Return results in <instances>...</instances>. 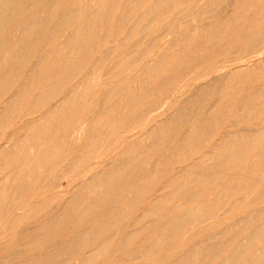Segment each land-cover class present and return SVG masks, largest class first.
<instances>
[{
	"label": "bare ground",
	"instance_id": "6f19581e",
	"mask_svg": "<svg viewBox=\"0 0 264 264\" xmlns=\"http://www.w3.org/2000/svg\"><path fill=\"white\" fill-rule=\"evenodd\" d=\"M132 1L133 0H123L122 1L121 5H122L123 11L127 10V12H129L127 9L128 4H130ZM92 2H94V1H92ZM101 2H102V0H95L96 5H94V3H93V5H91V4H88L87 1H86L87 4H80L79 0H0V128L6 124H13L12 123L13 118H16L19 115V113L21 112V110H23V109L27 115H30L32 112L35 114L36 110H41V112H42V113L40 112L41 114H40L39 119H32V118L30 119V117H32V116H30V117L28 116L29 119L28 118H26L24 120L20 119L21 121H19L17 124H14L15 126L18 127L19 131H22V133H17V131H16V132L9 133L8 135H6V137L4 136L5 142L7 144L8 143H12V144L13 143L14 144L23 143L24 144V143H30V142L32 143L35 141L39 142V143H36V146L30 145L32 147L31 152L27 151L30 153L27 154V152H26L27 156L25 155V157H22L19 161H17V163H14L15 166H14L13 170L11 172L6 173V174H2V171L4 170L3 167L11 165V163L13 162V160L16 157L15 154H18L19 152L16 153L13 151L15 149H13L12 151L14 153H11L12 151L6 150L7 147L5 145H7V144H5L4 146L0 145V157H1L0 158V163H1L0 164V175L1 174L3 175V177L0 176V211H2V210H7V211L13 210L16 207V204L20 201V199L24 195H26L25 191L28 192L27 188L29 186V183H26L24 181V177L29 176L30 178L32 177L33 179H37L39 176L35 173L34 167L38 166L40 168L41 166H44V165L49 163V160H50V154H48L49 151L46 153V151H44V150H48L46 147L50 143H46L48 138L44 139L41 137L42 131L47 130V129H51L49 127H53V126L58 128V129H61V127L62 128L66 127L65 122L62 120L63 116H66L68 114L69 117L71 119H73L76 115V112H77V111H75V108L78 105V103L81 101L89 100L91 98V96H93L95 93H99V100H101V99L104 100L109 96L108 87H106L102 83L100 84V82H99L101 76L98 73L97 68H98L99 64L102 61H104L107 56H109L111 54V50L109 53L108 52L101 53L95 59L93 64L90 65V67H88V65H87L88 55L86 54V51L88 49H94L93 48L94 44H95L94 43L95 42L94 36L97 34V28L100 25L99 19H101V18H99V14H98V12H99L98 6H99V4H101ZM110 2L112 5L113 0ZM209 2H210V4H216L219 1L218 0H210ZM239 2H241V1H239ZM132 3H134V2H132ZM139 3L140 2H138V4ZM165 4H167V0H155L153 2V4L150 5L149 7L146 4L147 9L141 15L139 14L140 18L138 20L135 19V21L132 20L134 23L132 24L129 33H133V31H135L137 29H142L143 32L148 30L152 13H154L155 11L160 9L161 7L165 6ZM170 6H172V5H170ZM170 6H168V7H170ZM138 7H139V5H138ZM57 10H59L61 12L60 13L57 12L58 13L57 14L56 13ZM203 11H204V9H203ZM215 14H217V13H215ZM109 15L110 14L107 13L106 22H105V20L103 21V22H105V23H103L104 26L108 25L107 19L109 18ZM114 15H116V14H114ZM200 16H202V15H200ZM124 17L125 16L122 13L121 16L117 17L118 18L117 22L123 21ZM131 17H133V16H130V18ZM231 18H233V17H231ZM231 18H229V20ZM238 18H239V14H238ZM253 18H252L251 22L248 21L250 23L247 25L246 28L243 26L244 27L242 29V30H244L243 34L247 35V33H249L250 31H252L254 29V24H255L254 21L255 20H253ZM143 21H147V23L142 24ZM263 21H264V19H263ZM257 22H258V19H257ZM204 23H207V21H205ZM161 24L162 23H160V25ZM225 24L226 23H224L223 25L225 26ZM235 24H237V22ZM116 25L118 26L119 23H116ZM243 25H244V23H243ZM259 25L261 27L263 25V23H262V25L261 24H259ZM196 26H198V25H196ZM208 26L209 25L207 24V26L204 25L202 27H199V26L198 27H199V30H202V29L206 30ZM210 26L213 27V25H210ZM191 27H192V25H191ZM260 27H258V28L255 27V28L259 29ZM234 28H235V26H234ZM107 29H109V28L107 27ZM260 30H263V29H260ZM188 31H189V29H188ZM243 34L241 33V36ZM246 35H244V36H246ZM174 36H176V35L174 34L173 37ZM189 36H191V35H189ZM238 36H240V35H238ZM260 37H258V38H260ZM122 39H124V38H122ZM130 39H132V38H130ZM237 39H239V38H237ZM175 40H177V37ZM226 40H227V38H226ZM228 40H230V39H228ZM96 41H97V39H96ZM238 41H237V43H238ZM257 41H259V40H257ZM260 42L263 43V39ZM142 43H143V41H142ZM150 43L151 42H149V45H150ZM213 43H215V42H213ZM222 43H223V41H222ZM254 43H258V42L254 41ZM121 44H123V41L119 42V45H121ZM102 45L104 47V44H102ZM115 45H117V44H115ZM171 45H174V44H170V46ZM218 45H219V43H218ZM47 46H49L50 48H49V51L46 52L45 49ZM210 46H212V45H210ZM220 47H222V46H220ZM236 47H237V45H236ZM148 48H150V47H148ZM242 48H243V46H242ZM238 49H239V47H238ZM104 50H106V49H104ZM107 50H109V49H107ZM239 50H241V49H239ZM144 51H146V50L144 49ZM210 51H212V50H210ZM254 52L256 53V51H254ZM107 54H109V55H107ZM204 55H206V54H204ZM256 55H258V54H256ZM133 57H135V56H133ZM190 57H192V56H190ZM160 58H158V59H160ZM120 60H122V59H120ZM150 61H153V60H150ZM240 61L241 60L238 59V62H240ZM156 62L157 61L155 60V63ZM248 62H250V60ZM259 62L261 63V61H259ZM151 64L148 66L146 64V66H147L146 71L149 72V70L156 68L157 65H155L154 63L152 65ZM238 65H239V63H238ZM253 66H254V64H253ZM101 68L102 67H100V69ZM217 68H219V67H217ZM247 68L248 69H240L239 68L235 71L232 70V72L228 76L226 75V73H224L223 74L224 77H225V75L227 76L224 82L220 79H215V78H218V76L216 75V77L214 76L215 77L214 79H211L212 80L211 82H207L206 86L205 85L199 86V88L194 87L195 89L193 88V90H189L190 92L188 93V96L182 100V103H180L179 106H175V105L173 106L172 102H171L172 105L170 104L171 106L169 104H168L169 107H168V105L166 106L169 108V113H167L168 115L166 116V118L163 121H160L156 125H155L156 119L159 117L162 118V116H163L162 114H164V113L161 111L162 113H157V114H153L151 116H147L145 118V120H146L145 124H147V126L149 125V129L145 132L144 136L146 138L150 139L151 143L150 142L149 143H143V141L145 140L143 137H141V138L139 137L136 141L134 140L132 143H122V141H121L120 144H116V146H113V148H118V153L116 155L114 154L115 156H114V159L112 161H110L107 164H103L102 162L101 163L100 162H96V163L94 162L95 164L90 163L91 165L87 164L88 168L83 169L81 171V173H83V175L81 176L82 177L81 181H79L78 183H76L74 185L72 184V182L73 181L75 182L76 178H73V179H75L73 181L67 180L66 183H61V180H62V178L60 179L61 176L60 177L56 176L55 178L51 179L47 184L44 185L43 188L45 190H47V191L49 190L52 192V190L55 187L58 188V185H55V182L60 181L59 187H61L63 189V192L64 191L67 193L69 192V194H72V196H69L68 198L60 197L57 200L55 197L54 198H48V199L43 197V199L39 202V205H38V208L36 209V212L34 211L33 213H27V212L23 211L22 208H19L18 211H16L17 213L15 214V217L13 219V227H16L20 222H22V219H28V220L31 219V220H29L30 221L29 223L26 222V223H28V225L27 224L24 225L25 223L23 224L24 225L23 227H21L19 225L20 226V228L18 229L19 231L14 232V233H16L15 237L18 240L22 239V241H23V239H28V241L25 240L27 242L24 243L25 245H23L24 249L13 250V248H12V249L7 250V248L10 246L12 241L11 240H5L3 242V244L0 245V253L1 254L6 253L5 257H2V259H0L1 264H3V262H6V261L12 263V260L15 258H19L20 260H18V261L15 260V262L12 264H69V263L71 264V262L74 259H77L79 256H80V259H79L77 264H93V262L96 259H98L99 256L101 257V253L107 251V249L109 247V243L112 241V239L115 237V235L118 234L116 227L118 226V224H120V222L122 220H123V222L125 221V217H126L127 212L132 211L131 209L140 200V197H142L147 191H149L151 189V187H152L151 183L156 178L160 177L161 175H163L165 173V171L167 170L168 165L170 163L177 162L178 158L185 154L183 148L180 149L179 146L177 148V145H179L180 143L184 144V141H186L188 139L190 133H200V134H202V136H201L202 138L203 137L207 138L210 134L211 135L214 134L217 131V129L220 128V127L218 128V126L222 122L221 119L224 115V113L222 111L224 102L222 103L220 101V99H221V97H223L222 95L225 94L226 89H228V87L231 86L232 84L234 85V83L237 84V82H240L241 75H245V76L251 75V76H255V78H256V76L259 75L261 70L264 69V63L261 65L255 66V68L254 67L253 68L247 67ZM138 70L139 69H137V71ZM219 70L220 69H218V71ZM214 72H215V68H214ZM214 72L212 71V73H214ZM151 73H153V72H151ZM144 75H145V72H144ZM138 76L141 77V72L136 73V75L134 77L136 78ZM222 76H220V77H222ZM259 76L261 77V75H259ZM211 77H213V76H211ZM262 77H264V76H262ZM125 78L126 77H124L123 79H125ZM245 79H247V78H245ZM140 80H142V79H140ZM72 82L74 83L73 86H71L69 88L65 87L67 84H70ZM222 83H224V85L221 86ZM240 83L242 85L243 82H240ZM244 83H245V81H244ZM254 83H255V81H254ZM202 84H204V83H202ZM237 85L239 86V84H237ZM136 86H137V84H136ZM143 86L145 87V85H143ZM149 86H151V85H149ZM190 86H191V84H190ZM232 86L230 88H232ZM126 87H127V85H126ZM126 87L121 86V88L119 87L118 89H116L111 94L110 106L113 107L114 109H116L117 111L123 109L124 106L126 105V103L129 104V102H130V106L132 108L135 107V105H136L135 99H132V97H130L129 89H127ZM240 87L242 88V86H239V88ZM137 89H138V87H137ZM244 89H245V87H244ZM250 89H251V87H250ZM257 90H259V92H253L247 96H242L241 104L238 105L237 109H235V111L237 110V112L241 111L242 114L239 116H236V117L232 116V118L234 117L235 119L232 120V118H231V121L229 123H227L226 126L224 125L225 127L223 129L218 130L219 133L218 132H217L218 134L216 133L217 134V140L216 139H215L216 141L213 140L215 142H213L211 140L213 142V145H211L212 146L211 149L203 154V160H202L203 164L202 165H199V164L193 165L195 163L194 162L193 164L184 167L180 172L177 173V175H175L176 179H186L185 181H187V182L185 184L183 182L182 185H179L175 189L173 188V190L171 189L172 191H170V192L169 191L163 192L168 187L169 183L164 184L163 187H160L161 188L159 190L160 195L156 199H154L150 202V204H151L150 208L149 209L147 208V210L145 209V211L141 215L134 218L133 225H137L139 222L142 221L143 222L142 230H148V231H150V232H148L150 234H147L145 237H143L144 239H142V244L139 245L138 248L130 250L131 252L139 255V252H141V249L146 244V241H148V243L151 245V247L155 248L157 245H160V244L166 242V240H168L170 235L173 234V231L175 232L177 229L180 230V228H182L181 226L183 224L185 225V223L187 224L188 222L190 224L191 223L190 221L193 220V218L195 219V216H194L195 210L192 208L188 209V210L184 209L185 211L183 213H174L173 211L176 210L179 207V205L174 206L172 204L173 207H169L168 200L171 196H177V195H181L184 193H188V195L190 197L185 201H190V200H192V197L204 195V193H206L208 190L212 189L211 183H214L215 180L220 179L221 177L225 178V176H226V186L228 185L231 187L234 185L235 179H237L236 174L238 173L237 170H233L232 166H234V164H236V163L243 162L245 159L248 158L250 153L255 152L256 154H259L263 151L262 149L264 148V130L260 131L256 128H247V127L241 126L245 122V120L249 118V116H251V118H252L257 113V112H254L253 114L251 113V109H252L251 100L254 101L253 99L255 97H257L262 102V103L261 102H258V103H260V104L264 103V100L261 98L260 89H257ZM160 91L163 93L164 92L166 93L167 90L161 89ZM236 91H237V89H236ZM242 91H241V93H242ZM263 91H264V86H263ZM153 92H155V90ZM261 92H262V90H261ZM151 94H152V92H151ZM160 94H162V93H160ZM174 94H175V92H174ZM235 94H237V93H235ZM235 94L233 93V95H235ZM178 95H179V93H178ZM230 96H232V95H230ZM262 96L264 97L263 94H262ZM167 97H169V96H167ZM232 98H234V97H232ZM146 99H148V98L144 99L145 102H146ZM54 100H56L55 104H51V105H48L47 107H44L47 104L52 103ZM91 100H92V98H91ZM150 100H151V98H150ZM156 101H157V97H155L151 101L147 102L145 107L143 106L144 109L142 110V113L140 112V114H137L133 118L134 119L133 121L139 122V120L141 119V117L144 114H146V113L148 114L152 110V106ZM229 103H230V101H229ZM256 104L257 103H255V105ZM107 107H106V109H107ZM143 107L141 106V108H143ZM125 108H124V111H125ZM235 111L233 112V114L235 113ZM107 113H108V115L110 114V112H107ZM115 113H117V112H115ZM89 114H90V112H89ZM101 114H102V112H101ZM27 115H25V116H27ZM102 115H104V114H102ZM102 115H100V116H102ZM131 115H133V114H131ZM34 116H36V115H34ZM91 116H89V117H91ZM79 118H80V116H79ZM99 118H103V116L99 117ZM128 118H130V116ZM105 120H101L100 122H96L95 125H91L90 123H88L86 126H83L79 129H77L72 135L73 140H72V143H70V145L72 146L75 141H77L78 139H81L86 130L88 132L84 136V139L83 140L81 139L83 141V143H81V145L82 144L87 145L86 142L91 143V141L95 140V139H98V141L100 140L101 142L103 140H105V138H106L105 136H108L104 133V125L107 124V122L106 123L104 122ZM157 121H158V119H157ZM246 122H247V120H246ZM261 123H264V121L261 122V120H260L259 122H256L255 126H257L259 128ZM123 125H124V122H123ZM114 126H115V124H114ZM126 126H128V125H126ZM250 126H251V122H250ZM17 127H16V129H17ZM128 127H130V126H128ZM126 128H125V130H126ZM68 130H69V128H68ZM106 130H109V129L106 128ZM61 131H62V129H61ZM50 133H52V131ZM108 133H110V132H108ZM119 133H121V131ZM0 134H1V131H0ZM110 135H111V133H110ZM45 136H46V134H45ZM48 136H49V134H48ZM53 136L54 135H52L50 137H53ZM0 139H2V138H0ZM62 139H64V138H62ZM171 141H175L174 143H176V145L173 147H169L170 146L169 142H171ZM95 143H96V141H95ZM114 143H116V141ZM190 143H192V142H190ZM94 145H96V144H94ZM180 145H182V144H180ZM19 147L20 146H18V148ZM25 147H27V146H25ZM158 147H167V149L162 154L158 155V153H159L158 152L157 153L158 156H153V154H152L153 151ZM85 148H86V150H84V148L82 150L78 149L79 151L77 153H75L74 157L70 160V163H67V164L64 163L66 165H64L62 163L64 165V167L62 168V172L60 171L59 173L68 174L70 172H74V170L77 168L78 165L89 162L88 161L89 157L91 156V154L93 152L89 150V148L91 149V146L85 147ZM27 149H25V150H27ZM87 149L89 151H87ZM29 150H30V148H29ZM109 151L113 152V149L111 148V150L110 149L107 150V152H109ZM189 152H191V151H189ZM92 155H95V154H92ZM68 156H69V154L67 153L62 158L61 162L68 160ZM197 162H199V161H197ZM129 167H132V169H133L132 174L128 170ZM252 167H254V165ZM249 168H250V166H249ZM42 169H44V167L41 168L40 170H42ZM227 170L229 173L227 172ZM248 170H251V169H242L241 171L246 173V172H248ZM3 173H4V171H3ZM249 173L250 172H248V174ZM257 175L259 176L260 174H257ZM64 176L66 177V175H64ZM262 176H264V175H262ZM5 177H9L10 180L9 181H7V179L5 180ZM173 177H174V175H173ZM32 178H31V181H32ZM39 178H41V177H39ZM58 178L60 180L57 181ZM163 179H165V178H163ZM170 179H172V177ZM240 179H241V177H240ZM252 179H254V177ZM167 180L169 181V179H167ZM258 180H260V179H258ZM34 182L35 181H33L32 183H34ZM169 182H172V181H169ZM252 182L253 181H251V184H252ZM221 184H223V183H221ZM242 184H243V182H242ZM247 185H246V187H247ZM217 187L219 188V186H217ZM43 188H42V190H43ZM234 190H235V188H234ZM253 191H254V189H253ZM213 192H214V190H213ZM216 192H217V190H216ZM45 193H47V192H45ZM244 193H245V191H244ZM50 194H52V193H50ZM157 194H154V195H157ZM220 194H221V192H220ZM220 194H218V195H220ZM242 194H243V191H242ZM246 194H248V192ZM249 194H251V193H249ZM254 197H251V198H254ZM204 199H206V198H204ZM210 199L212 201V198H210ZM231 200H233V199H231ZM254 201H256V200H254ZM203 202H206V200L205 201L203 200ZM184 203L187 204L186 202H184ZM241 203H242V201H241ZM219 204H221V203H219ZM223 204H225V203H223ZM244 205H245V203H244ZM204 206H206V205H204ZM196 207L198 209L197 205H196ZM262 207H263V205H262ZM135 208H137V207H135ZM216 208H217V205H216ZM262 209H264V207ZM169 210H170L171 214L169 216H164L163 212L169 211ZM203 210H204V207H203ZM0 215H1V213H0ZM12 217H13V215L11 216V218ZM216 217H217V215H216ZM206 220H207V218H206ZM209 220H211V219H209ZM228 220H230V219H228ZM221 221H222V219H221ZM129 222H130V220H129ZM215 222H217V220ZM262 222H264V210H261V209L259 211L257 210L256 213L254 212L253 215L249 214V216L247 215L246 217L241 216V218L239 220H237L236 222H233L234 224H231V225L229 224L230 226L227 225L228 227L225 230L223 229L222 231H218L216 233H212V235H209L210 238H215V239L219 238V240H216L217 242H214L213 244L209 242L211 244V245H209L207 240H206L208 245H205L204 242H203L204 245H201V243L198 244L196 242V239H195L194 243H197V244L190 245L188 248L178 252L177 254H174L173 257L167 258V259L164 258L163 260L160 261V263L159 262L158 263L159 264H196L195 263L196 261L193 262L194 260L193 261L191 260V258H192L191 256H193V254H195V253L196 254L199 253L200 254V256H199L200 257L199 258L200 264H201V261H202V264H224L221 261L215 262V260H218L219 258H221V259L225 258L224 252L227 249L230 251L231 255H236L240 250V245L236 243L237 238H239V237L243 238L244 242H245L244 244L249 246L250 243L257 241V240L264 237V223H262ZM87 223H88V225L85 227L84 225ZM189 224H187V225H189ZM237 225H240V227L243 225V228L242 229L240 228L241 230H238L237 228H235ZM10 226H8V227H10ZM129 228L131 229V227H129ZM124 229L125 228H123V230ZM74 230L77 232H75L74 234H71L74 232ZM5 231H6V229L3 230L2 232L5 233ZM139 232L140 231H138L134 234V238H136L135 236L138 235ZM151 235H157V236H160V238L158 240H154L151 237ZM5 236H3V237H5ZM59 236H63V237L67 236V238L64 237L65 238L64 240L56 241L57 237H59ZM125 236H127V235H125ZM220 238H226V239L225 240L223 239L224 241L223 240L220 241ZM0 239H2V238H0ZM163 239H165V240H163ZM129 240H130V237H127L126 239H124V241L120 240L123 243H121L120 246L117 247L115 250L118 253L122 252L125 249L124 245L127 244L129 242ZM240 240H238V241L240 242ZM202 241H204V239ZM202 241H200V242H202ZM118 242H119V240H118ZM241 244H242V242H241ZM244 244H242V245H244ZM262 244L264 245V243H262ZM89 245H91V246L89 247ZM142 245H143V247H142ZM253 246H254V244H253ZM13 247L15 249L17 248L16 246H13ZM21 247H22V245H21ZM87 247H88V249L86 251H84ZM127 247H128V245H127ZM146 247H147V244H146ZM261 249H262V247H258V250H261ZM28 251L31 253L27 254ZM261 252H262V250H261ZM118 253L116 255L117 257H118ZM122 253H124V252H122ZM119 254H121V253H119ZM142 254L143 253H141V255ZM138 255H137L136 259L138 258ZM152 256L153 255H151V257ZM263 258H261V259H263ZM5 259H6V261H4ZM121 260H122V258H121ZM126 261H127V259H126ZM222 261H224V260H222ZM120 262L121 261H119V263ZM141 263H142V260H141ZM257 264H259V263H257Z\"/></svg>",
	"mask_w": 264,
	"mask_h": 264
},
{
	"label": "rangeland",
	"instance_id": "374dc122",
	"mask_svg": "<svg viewBox=\"0 0 264 264\" xmlns=\"http://www.w3.org/2000/svg\"><path fill=\"white\" fill-rule=\"evenodd\" d=\"M86 1L88 4L93 5V3H94V5H96L95 0H79L80 4H87ZM92 1H94V2H92ZM110 1H112V0H110ZM110 1L109 0H102L101 4H99V6H98L99 7L98 14H99V18H101V19H99L100 25L97 28V34L94 36V41H95L94 42L95 44L93 47L94 49H88L86 51V54L88 55L87 65H88V67H90V65L93 64L95 59L101 53H105V52L109 53L111 50V54L110 55L107 54L109 56H107L106 59L104 61H102L97 68V71L101 76L99 82H100V84L102 83L103 85L108 87L109 96L104 100H102V99L99 100V93H95L93 96H91L92 100L90 98L89 100L79 102L80 104L78 103V105L75 108V111H77L78 113L76 112V115L73 119H71L68 114L66 115L67 117L63 116L62 120L65 122L66 127H63V128L61 127L62 131H61V129H58L54 126L49 127L51 129H47L48 131L47 130L42 131L41 137L44 139L48 138L46 143H50L46 147L48 150H44V151H46V153L49 151V153H48V154H50L49 163L44 165V166H41L40 168L38 166L34 167L35 173L41 178L38 177L37 179H33L31 177L32 178V181H31V178L29 176L24 177V181L26 183H29V186L27 188L28 192L25 191L26 195H24L20 199V201L16 204V207L13 210H11V211H7V210L0 211V213H1V215H0V223H1L0 224V238H2V239H0V245L3 244V242L5 240H11L12 241L10 246L7 248V250L12 249V248H13V250L24 249L23 245H25L24 243H26L28 241V239H23V241H22V239L18 240L15 237L16 233H14V232H18L19 231L18 229L20 228V226L23 227L26 224L28 225V223L30 222L29 220H31V219H29V220L28 219H22V222H20L16 226L17 228L13 227V219L15 217V214L17 213L16 211H18L19 208H22V210L27 212V213H33L34 211L36 212V209L38 208L39 202L43 199V197H45L47 199L55 197L57 200L60 197L68 198L69 196H72V194H69V192L68 193L65 191L63 192V189L61 187H59L60 181H58V180H60L62 178L61 183H66L67 180L73 181V180H75L73 178H76L75 182L73 181L72 184L74 185V184L78 183L82 179L81 176L83 175V173H81V171L83 169L88 168L87 164L91 165V164H95L96 162H100V163L102 162L103 164H107L110 161H112L114 159V156L118 153V148H113V146H116V144H120L121 141H122V143H132L134 140L136 141L139 137L140 138L143 137L145 139L143 141V143H149V142L151 143V140L144 136L145 132L149 129V125L147 126V124H145V121H146L145 118L147 116H151L153 114L163 112L164 113V114H162L163 116L161 115L162 118L161 117L157 118L158 121L156 119V121H155V125H156L160 121H163L166 118V116L168 115L167 114V113H169L168 107L171 104V102H172L173 106L174 105L179 106L180 103H182V100L188 96V93L190 92L189 90H193L194 87L199 88V86H203V85L206 86L207 82H211L212 81L211 79H214L216 77V75L218 76V78H215V79H220L224 82L226 77L232 72V70L235 71L239 68L240 69H248L247 67H251V68L254 67L255 68V66L261 65L264 63V32H263L264 31V21H263V19H264V0H218L219 2H217L216 4H210V2H209L210 0H186V1L185 0H167V4H165V6L161 7L160 9H158L157 11L152 13L148 30L143 32L142 29H137V30L133 31V33H129L130 28H131L132 24L134 23L132 20H134V21H135V19L138 20L140 18L139 14L141 15L142 13H144L145 10L147 9V6L149 7L150 5H152L155 0H143V1L142 0H133L132 2H134V3L131 2L130 4H128L127 9L129 12H127V10L123 11L122 5H121L123 0H113L112 5H111ZM239 1H241V2H239ZM138 2H140L142 5L140 3L138 4ZM146 4H147V6H146ZM138 5H139V7H138ZM170 5H172V6H170ZM168 6H170V7H168ZM203 9H204V11H203ZM57 12L60 13L61 11L57 10L56 13ZM107 13L110 14L109 18L107 19L108 25L104 26L103 23L106 22ZM122 13L125 16L123 18V21L117 22V19H118L117 17L121 16ZM215 13H217V14H215ZM114 14H116V15H114ZM238 14H239V18H238ZM200 15H202V16H200ZM130 16H133V17L130 18ZM135 16L136 17L138 16V17L136 18ZM231 17H233V18H231ZM229 18H231V19L229 20ZM252 18H253V20H255L254 21L255 22L254 29L252 31H250L249 33H247V35L243 34L244 30H242V29L244 27L245 28L247 27V25L251 22ZM257 19H258V22L260 21L259 23L257 22ZM104 20H105V22H103ZM205 21H207V23H204ZM248 21H250V22H248ZM236 22H237V24H235ZM116 23H119V25L117 26ZM146 23H147V21L142 22V24H146ZM160 23H162V24L160 25ZM224 23H226L228 26L226 24L224 26L223 25ZM243 23H244V25H243ZM262 23H263V25H262ZM207 24L209 26L207 27L206 30L205 29L199 30V27H202L204 25L207 26ZM259 24L262 25L261 26L262 28L260 27ZM191 25H192V27H191ZM196 25H198L199 27ZM210 25H213V27ZM234 26L236 29L234 28ZM107 27L109 29H107ZM255 27L256 28L260 27V28L256 29ZM188 29H189V31H188ZM260 29H263V30H260ZM241 33L243 34L242 36H241ZM174 34L176 36L173 37ZM189 35H191V36H189ZM238 35H240V36H238ZM244 35H246V36H244ZM176 37H177V40H175ZM258 37H260V38H258ZM122 38H124V39H122ZM130 38H132V39H130ZM226 38H227V40H226ZM237 38H239V39H237ZM96 39H97V41H96ZM228 39H230V40H228ZM262 39H263V43L260 42V41H262ZM257 40H259V41H257ZM122 41H123V44L119 45V42H122ZM142 41H143V43H142ZM222 41L224 44L222 43ZM237 41L239 44L237 43ZM254 41L258 42L259 44L254 43ZM149 42H151L150 45H149ZM213 42H215V43H213ZM218 43H219V45H218ZM102 44H104V47ZM115 44H117V45H115ZM170 44H174V45L170 46ZM210 45H212V46H210ZM236 45H237V47H236ZM220 46H222V47H220ZM242 46H243V48H242ZM148 47H150L151 49ZM238 47L241 50H239ZM49 48H50L49 46L46 47V49H45L46 52L49 51ZM143 48L147 52L144 51ZM104 49H106V50L109 49V50L106 51ZM210 50H212V51H210ZM253 50L256 51V53ZM204 54H206V55H204ZM256 54H258V55H256ZM133 56H135V57H133ZM190 56H192V57H190ZM158 58H160V59H158ZM120 59H122V60H120ZM238 59H240L241 61L238 62ZM150 60H153V61H150ZM155 60L157 61L156 63H155ZM247 60L248 61L250 60V62H248ZM259 61H261V63ZM151 63L152 64L154 63L157 66L155 69L149 70V72H148V71H146V69H147V66L150 65ZM238 63H239V65H238ZM146 64H147V66H146ZM253 64H254V66H253ZM100 67H102V68L100 69ZM217 67H219V68H217ZM214 68H215V72H214ZM137 69H139L138 70L139 72L137 71ZM218 69H220V70L218 71ZM212 71L214 73H212ZM140 72H141V77L138 76L135 78L134 76L136 75V73H140ZM144 72H145V75H144ZM151 72H153V73H151ZM224 73H226L227 76L225 75V77H224V75H223ZM259 75H261V77L264 76V69L261 70ZM259 75L256 76V78H255V76H251V75H246V76L241 75L240 82H243L242 85L240 82H237V84H239V86H242V88L240 87L241 89L235 83H234V85L232 84L233 86L231 85L232 88H230L231 86H229L228 89H226L225 94H223L222 95L223 97H221V99H220V101L222 103L224 102L223 103L224 109L222 108L224 115L221 119L222 122L218 126V128L219 127L220 128L217 129V131L214 134H212V135L210 134L207 138L206 137L202 138L201 137L202 134H200V133H190L188 139L186 141H184V144L180 143L182 145H180V144L177 145V148H178V146L180 149L183 148L185 154L183 156H180L178 158L177 162L170 163L168 165V168L165 171V173L163 175H161L160 177L156 178L151 183V186H152L151 189L149 191H147L142 197H140V200L131 209L132 211L127 212L126 217H125V221L123 222V220H122L120 222V224H118V226L116 227L118 234L115 235V237L109 243V247H108L107 251L101 253V257L99 256V258L96 259L93 262V264H157L158 262L160 263V261L163 260L164 258L167 259V258L173 257L174 254H177L178 252L188 248L190 245H194L197 243L198 244L201 243V245H204V243H205V245H208V244L211 245L210 243L213 244L214 242H217L216 240H219V238L218 239L217 238L216 239L210 238L209 235H212V233H216L218 231H222L223 229L225 230L228 226H230L231 224H234L233 222H236L237 220H239L241 218V216L246 217L247 215L249 216V214L253 215L254 212L255 213L257 212V210L258 211L260 209L264 210V209H262L264 207V187H263L264 186V176H262V175H264V148H263L262 149L263 151L261 153H259V154H256L255 152L250 153L248 158L245 159L243 162L236 163V164H234V166H232L233 170H237L238 173L240 172L239 174L238 173L236 174L237 179H235L233 186H231V187L228 185L226 186V176H225V178L221 177L220 179L215 180L214 183H211L212 184L211 190H208L206 193H204V195L192 197V200H190V201H185L190 197L188 195V193H184V194L177 195V196H171L168 200L169 207H173L172 204L174 206L179 205V207L173 211L174 213H183L185 211L184 209L188 210V209L192 208L195 210L194 211L195 219L193 218V220L190 221L192 224L191 223L189 224V222L187 223L189 225H187L186 223H185V225L183 224L181 226L182 228H180V230L177 229L175 231L176 233L173 231V234L170 235V237L168 238V240H166V242H164L160 245H157L155 248L151 247V245L148 243V241H146L147 247H146V244L144 245V247L142 245L143 248L141 249V252H139L140 256L138 254H135V253L130 251V250H133L135 248H138L139 245L142 244V239H144L143 237H145L147 234H150V233H148L150 231L142 230V227H143L142 221L139 222L140 224L138 223L137 225H133V223H134L133 221H134V218L141 215L145 211V209L147 210V208L148 209L150 208V206H151L150 202L152 200L156 199L160 195V192H159V190L161 189L160 187H163L164 184L169 183L168 187L163 192H168V191L170 192L173 190V188L175 189L179 185H182L183 182H184V184L187 182V181H185L186 179H176L175 175H177V173L180 172L184 167L191 165L194 162L195 163L193 165H196V164L202 165L203 164V161H202L203 160V154L206 153L207 151H209L212 147L211 145H213V142H215L217 140V134L219 133L218 130L223 129L226 126V124L231 121L232 116L236 117V116H239L242 114L241 111H238V112H237V110L235 111V109L238 108V105L241 104L242 96H247L253 92H259V90H257V89H260L261 98L264 100V97L262 96V94L264 95V91H263L264 77L261 78ZM211 76H213V77H211ZM220 76H222V77H220ZM124 77H126V78L123 79ZM245 78H247L248 80ZM140 79H142V80H140ZM244 81H245V83H244ZM254 81L256 84L254 83ZM202 83H204V84H202ZM136 84H137V86H136ZM190 84H191V86H190ZM73 85H74V83L72 82L70 84H67L65 87L69 88ZM126 85H127V87H126ZM143 85H145V87ZM149 85H151V86H149ZM222 85H224V83H222L221 86ZM121 86L122 87L124 86L127 89H129L130 97H132V99H135V101H136V105L133 108L130 106V102H129V104L126 103V105L124 106V108L126 107L125 108L126 112L124 111V108L117 111L116 109H114L113 107L110 106L111 94L116 89H118L119 87L121 88ZM137 87H138V89H137ZM244 87H245V89H244ZM250 87H251V89H250ZM153 89L155 90L156 93L153 92L154 91ZM161 89L167 90L166 93L161 92L160 91ZM236 89H237V91H236ZM240 90L241 91L243 90L242 93ZM261 90H262V92H261ZM151 92H152V94H151ZM174 92H175V94H174ZM160 93H162V94H160ZM178 93H179V95H178ZM233 93L234 94L237 93V94L233 95ZM230 95H232V96H230ZM167 96H169V97H167ZM149 97L151 98V100L154 99L155 97H157V101L153 104L152 110L148 114L147 113L144 114L141 117V119L139 120V122L138 121L134 122L133 118L137 114H140V112L142 113V110L144 109L146 103L151 101ZM232 97H234V98H232ZM145 98H148V99H146V102L144 101ZM253 100L255 102L251 100V103H252L251 104V106H252L251 113L252 114L254 112H257V113L254 117H252L253 119L251 118V116H249V118H248L249 120L246 119L247 122L245 120L246 123L244 122L241 126L247 127V128H256L260 131H263L264 130V123H261L262 126L260 125L259 128L257 126H255V123L259 122L260 120H261V122L264 121V111H263L264 110V103L263 104L258 103L261 101L257 97H255ZM141 101L142 102L144 101V102L142 103ZM229 101H230V103H229ZM55 103H56V100H54L50 104H47L44 107H47L48 105L55 104ZM255 103H257V104L255 105ZM167 105H168V107H166ZM141 106L142 107L144 106V107L141 108ZM106 107H107V109H106ZM234 111H235V113L233 114ZM40 112H41V110H36L35 114L32 112L30 115H27L26 112L24 111V109L21 110L19 115L17 117L15 116L16 118H13V121H12L13 124H6L0 128V131H1L0 138H2V139H0V145L4 146L5 144H7L5 142V137L9 133L16 132V131H17V133H22V131H19L18 127L15 126L14 124H17L19 121L24 120L26 118L29 119L30 116H32V117H30V119L31 118L32 119H39L40 114L42 113V112L41 113ZM89 112L92 116L89 114ZM101 112L104 115H102ZM107 112H110V114L108 115ZM115 112H117V113H115ZM131 114H133V115H131ZM25 115H27V116H25ZM34 115H36V116H34ZM88 115L91 117H89ZM100 115H102L103 118H99V117H102ZM79 116H80V118H79ZM127 116L128 117L130 116V118H128ZM233 119H235V118L233 117L232 120ZM101 120H105L104 121L105 123L107 122V124L104 123L105 124L104 125V133L106 135H108V136H105L107 139L105 138V140H103L102 142L100 140L98 141V139H95V140H92L91 143L86 142L87 145L86 144L81 145V143H83L82 140L84 139V136L88 132L86 130L84 132L82 138H81L82 140L78 139L77 140L78 142L75 141L72 146L70 145V143H72V140H73L72 135L77 129H79L83 126H86L88 123H90L91 125H95L96 122H100ZM123 122H124V125H123ZM250 122H251V126H250ZM114 124H115V126H114ZM126 125H128L130 127H128ZM16 127H17V129H16ZM67 127L69 128V130ZM106 128L109 130H106ZM125 128H126V130H125ZM51 131H52V133H50ZM120 131H121V133H119ZM108 132H110L111 135ZM45 134H46V136H45ZM48 134H49V136H48ZM52 135H54V136L50 137ZM62 138H64V139H62ZM211 140L212 141L215 140V141L212 142ZM95 141H96V143H95ZM115 141H116V143H114ZM174 142L175 141L169 142L170 143L169 147L175 146L176 143H174ZM190 142H192V143H190ZM36 143H39V142L35 141L32 143L30 142V143H24V144L23 143H19V144L8 143L9 145L8 144L5 145L7 147V149L5 148L6 150L12 151L13 149H15L13 151L16 153H18V152L19 153L15 154L16 157L13 160V162L11 163V165L3 167L4 173L2 171V174H6L8 172H11L15 166L14 163H17V161H19L22 157H25V155L27 156V154H29L31 152V148H32L31 146H36ZM94 144H96V145H94ZM18 146H20V147L18 148ZM25 146H27V147H25ZM90 146H91V149L89 148V150L92 151L93 152L92 154H95V155L91 154V156L89 157V160H88L89 162L78 165L76 168L77 170L75 169L74 172H70L68 174L59 173L60 171L62 172V168L64 167V165H66L67 163H70V160L74 157L75 153H77L80 149L82 150L83 148H84V150H86L85 147H90ZM29 148H30V150H29ZM111 148L113 149V152H110V151L107 152V150H109V149L111 150ZM25 149H27V150H25ZM166 149H167V147H158L153 151L152 154H153V156H158V155L162 154L163 152H165ZM89 150L87 149V151H89ZM188 150L191 152H189ZM13 151L11 153H14ZM27 151H30V152H27ZM26 152H27V154H26ZM67 153L69 154L68 160L61 162L62 158ZM157 153H158V155H157ZM197 161H199V162H197ZM62 163L63 164L66 163V164L63 165ZM253 165H254V167H252ZM249 166H250V168H249ZM43 167H44V169H42L43 171L40 170ZM242 169H251V170H248V172H250L248 174V172H246V173L242 172L241 171ZM128 170L130 171L131 174L133 173L132 167H129ZM227 172H228V170H227ZM2 174L0 175L1 177H3ZM257 174H260V175L258 176ZM64 175H66V177ZM173 175H174V177H173ZM56 176H59V177L61 176L60 179L59 178L57 179L58 182H55V185H58V188L55 187L52 190V192L49 190H48L49 191L48 192L43 187L45 184H47L51 179L55 178ZM171 177H172V179H170ZM240 177H241V179H240ZM251 177L252 178L254 177V179H252ZM163 178H165V179H163ZM6 179H7V181L10 180L9 177H5V180ZM167 179H169V181H172V182H169ZM258 179H260V180H258ZM33 181H35V182L32 183ZM251 181H253L252 184H251ZM242 182H243V184H242ZM221 183H223V184H221ZM246 185H247V187H246ZM217 186H219V188ZM42 188H43V190H42ZM234 188H235V190H234ZM253 189H254V191H253ZM213 190H214V192H213ZM216 190H217V192H216ZM242 191H243V194H242ZM244 191H245V193H244ZM45 192H47V193H45ZM220 192H221V194H220ZM247 192H248V194H246ZM50 193H52V194H50ZM249 193H251V194H249ZM154 194H157V195H154ZM218 194H220L221 196ZM209 197L212 198V201ZM251 197H254V198H251ZM204 198H206V199H204ZM231 199H233L234 201ZM203 200L204 201L206 200L207 203L203 202ZM254 200H256V201H254ZM241 201H242V203H241ZM184 202H186L187 204H185ZM219 203H221V204H219ZM223 203H225V204H223ZM244 203H245V205H244ZM196 205L198 206V209H197ZM204 205H206V206H204ZM216 205H217V208H216ZM262 205H263V207H262ZM135 207H137V208H135ZM203 207H204V210H203ZM170 214H171L170 210L163 212L164 216H169ZM12 215H13V217L11 218ZM216 215H217V217H216ZM206 218H207V220H206ZM208 218L211 220H209ZM221 219H222V221H221ZM228 219H230V220H228ZM129 220L131 223L129 222ZM214 220L215 221L217 220V222H215ZM26 222H28V223H26ZM262 223H264V222H262ZM87 225H88V223L85 224L84 226L86 227ZM8 226H10V227H8ZM129 227H131V229ZM123 228H125L124 229L125 231L123 230ZM235 228H237L238 230H241L243 228V225L241 227H240V225H237ZM5 229H6L5 233H3L2 231ZM138 231H140V232L138 233V235L135 236L136 238H134V234ZM75 232H77V231L74 230V232L71 234H74ZM125 235H127V236H125ZM3 236H5V237H3ZM62 237L63 236L57 237L56 241H58V240L61 241V240H64L65 238H67V236H64L65 238L64 237L62 238ZM127 237H130V240L127 244H125L126 246L124 245L125 249L122 251L124 253L119 252V253H121V254H119L115 249L117 247H119L121 243H123L120 240L124 241V239H126ZM151 237L154 240H158L160 238V236H157V235H151ZM165 239H163V240H165ZM195 239H196L197 243H194ZM203 239H204V241H202ZM223 239L225 240L226 238H220V241H222ZM242 239L243 238L239 237L236 240V243L240 245V250L236 255H231L230 251L227 249L224 252L225 255L223 254L225 258H222V259L219 258L218 260H215V262L221 261L224 264H229V263L230 264H257V263L264 264V258H263L264 257V248H263L264 245L262 244V243H264V237L257 240V241L250 243L249 246L244 244L245 243L244 239L243 240ZM25 240H27V241H25ZM118 240H119V242H118ZM206 240H207L208 244H207ZM238 240H240V242ZM200 241H202V242H200ZM241 242L244 245H242ZM253 244H254V246H253ZM21 245H22V247H21ZM127 245H128V247H127ZM13 246H16L17 248L15 249ZM90 246L91 245H89V247ZM258 247H262V249H261L262 252H261V250H258ZM87 249H88V247L84 251H86ZM29 253H31V252L28 251L27 254H29ZM117 253H118V257L116 256ZM141 253H143V254L141 255ZM5 254L0 253V255H1L0 259H2V257H5ZM137 255H138V258L136 259ZM151 255H153V256L151 257ZM199 256H200L199 253H197V254L195 253V254H193V256H191L192 258L191 257L190 258L192 261L194 260L193 262L196 261L195 262L196 264H200V259H199L200 257ZM121 258H122V260H121ZM125 258L127 259V261ZM261 258H263V259H261ZM79 259H80V256L77 259H74L71 262V264H77ZM15 260L18 261L20 259L19 258L13 259L12 263H14ZM141 260H142V263H141ZM222 260H224V261H222ZM4 261H6V259ZM119 261H121V262L119 263ZM5 263L6 264H12V263L7 262V261L3 262V264H5ZM0 264H1V261H0ZM201 264H202V261H201Z\"/></svg>",
	"mask_w": 264,
	"mask_h": 264
}]
</instances>
